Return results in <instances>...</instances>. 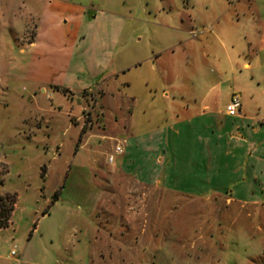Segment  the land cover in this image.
Returning a JSON list of instances; mask_svg holds the SVG:
<instances>
[{
    "label": "crops",
    "instance_id": "0c3cea01",
    "mask_svg": "<svg viewBox=\"0 0 264 264\" xmlns=\"http://www.w3.org/2000/svg\"><path fill=\"white\" fill-rule=\"evenodd\" d=\"M92 1L0 0V72L5 75L0 106L12 115L6 134L0 130V139L5 135L12 144H22L26 152L20 160L38 170L42 180L46 178L47 144L57 145L59 157L67 144L75 145L74 158L96 139L106 142L105 150L99 153L107 159L116 145L121 146V153L116 154L120 157L119 168L102 174L86 170V190L91 191L98 211L104 199L96 190L100 187L99 176L104 173L121 174L142 188H161L188 198L224 196L228 204L264 206V92L262 106L243 100L240 113L229 117L225 107L207 103L204 91H162L159 98L168 107L159 116L160 125L142 132L134 130V110L155 96L150 90L132 88L130 75L140 68L142 59L136 51L125 50L122 43L126 15L112 0H101L102 5ZM16 16L21 20L18 24ZM188 21L196 24L194 17L188 16ZM248 45L253 58L257 50L264 48V43ZM14 46L17 55L11 53ZM158 57L151 54L146 60ZM242 68L254 75L251 62H244ZM14 82L23 84L20 94L14 92ZM232 94L237 93L232 91L229 100ZM248 96L252 98L250 93ZM61 116L69 120L65 129ZM106 116L115 124L109 120L104 125ZM73 126L77 129L74 137L66 140ZM15 174L17 178L23 176L19 170ZM25 184L26 189L35 191V185ZM63 189L61 186L56 191L62 193ZM94 190L98 193L94 194L96 199ZM0 195L15 196L9 225L0 230L1 248L15 242L19 228L14 220L16 191ZM59 198L48 205L44 216L41 213L42 221ZM89 214L92 217L85 219H53L44 231L40 221H34L29 235L24 240L22 235L19 238L23 245L11 260L17 264H53L56 261L47 263L46 253L34 241L46 236L52 242L53 236L61 235L72 246L85 241L84 264H93L97 255L93 245L98 240L94 233L98 234V228L92 226L99 217L97 211L89 210ZM50 226H54L53 236Z\"/></svg>",
    "mask_w": 264,
    "mask_h": 264
},
{
    "label": "rangeland",
    "instance_id": "374dc122",
    "mask_svg": "<svg viewBox=\"0 0 264 264\" xmlns=\"http://www.w3.org/2000/svg\"><path fill=\"white\" fill-rule=\"evenodd\" d=\"M92 2L104 4L101 0ZM112 2L126 15L122 37L125 50L136 51L142 59L140 68L130 75L132 88L150 90L155 96L153 101L134 110V130L142 132L160 125L159 116L168 107L159 98L162 91L171 93L177 89L191 94L204 91L208 104L222 108L235 91L240 103L247 100L252 106H262L264 48L257 50L253 58L248 43H264V0ZM188 16L194 17L196 24H189ZM15 21V24L21 22L18 16ZM11 53L17 55L16 46ZM151 54L159 56L158 59L146 60ZM244 62H251L253 76L252 71L243 70ZM4 79V73L0 72V90ZM12 87L20 94L23 84L14 82ZM10 116L0 106L3 134L11 126ZM59 118L65 129L69 120L64 116ZM109 120L115 124L106 116L104 125ZM76 130L74 126L69 128L65 139L73 138ZM105 145L106 142L93 139L72 158L75 145L67 144L59 157L57 145L47 144L46 178L42 180L38 170H32L29 163L20 160L26 152L22 144H12L5 135L0 139V192L16 191L18 208L14 220L19 228L15 242L0 248V264H17L11 260L10 251L15 256L20 252L23 242L19 238L22 235L24 240L29 235L34 221H40L44 231L53 219L92 217L89 210L97 211L99 217L92 226L98 228V234L94 233L98 240L93 245L97 250L93 264H264L262 205L228 204L224 196L188 198L161 188H142L121 174L104 173L99 176L100 182L96 179L100 184L96 191L104 199V206L98 211L99 206L90 197L91 191L86 190V170L94 169L102 174L120 167V157L116 154L112 156L113 163H108L107 157L99 153L105 150ZM18 170L23 175L20 178L15 174ZM25 183L35 185V191L26 189ZM96 183L93 182L95 186ZM61 186L64 189L58 202L42 221L41 213ZM98 193L94 190L93 195ZM50 227L53 236L54 226ZM38 237L34 242L46 253L47 263L54 259L53 264H84L85 241L72 246L61 235L53 236L52 242L46 236Z\"/></svg>",
    "mask_w": 264,
    "mask_h": 264
},
{
    "label": "trees",
    "instance_id": "16d2710c",
    "mask_svg": "<svg viewBox=\"0 0 264 264\" xmlns=\"http://www.w3.org/2000/svg\"><path fill=\"white\" fill-rule=\"evenodd\" d=\"M44 169L42 168V171ZM60 192L56 191L53 194V198L50 202L52 205L57 199L59 198ZM15 204V196L14 195H0V230L7 227V223L9 218L11 217V214L14 209ZM49 209V206H47L46 210L42 212V216H44L47 213V210ZM35 227V224H34Z\"/></svg>",
    "mask_w": 264,
    "mask_h": 264
},
{
    "label": "built area",
    "instance_id": "2783aa9c",
    "mask_svg": "<svg viewBox=\"0 0 264 264\" xmlns=\"http://www.w3.org/2000/svg\"><path fill=\"white\" fill-rule=\"evenodd\" d=\"M240 107H241V103L238 95L232 94L228 104L225 106V114L229 117H235L240 113ZM120 153H121V148L119 145H116L114 147L112 155L108 156V162H112L113 154H120ZM10 256L15 257V252L13 250H11Z\"/></svg>",
    "mask_w": 264,
    "mask_h": 264
}]
</instances>
